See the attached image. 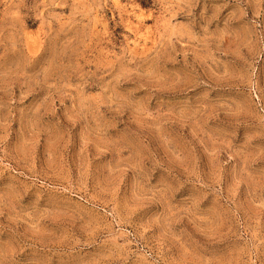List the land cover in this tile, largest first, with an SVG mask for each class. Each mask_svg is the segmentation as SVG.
<instances>
[{
	"label": "rangeland",
	"instance_id": "obj_1",
	"mask_svg": "<svg viewBox=\"0 0 264 264\" xmlns=\"http://www.w3.org/2000/svg\"><path fill=\"white\" fill-rule=\"evenodd\" d=\"M0 264H264V0H0Z\"/></svg>",
	"mask_w": 264,
	"mask_h": 264
},
{
	"label": "trees",
	"instance_id": "obj_2",
	"mask_svg": "<svg viewBox=\"0 0 264 264\" xmlns=\"http://www.w3.org/2000/svg\"><path fill=\"white\" fill-rule=\"evenodd\" d=\"M139 1L141 2V4L146 5L147 1L149 0H139Z\"/></svg>",
	"mask_w": 264,
	"mask_h": 264
}]
</instances>
